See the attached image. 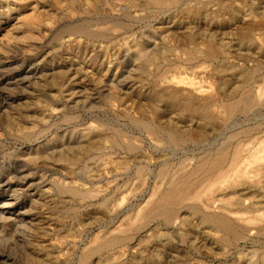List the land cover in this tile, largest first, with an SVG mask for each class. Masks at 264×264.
<instances>
[{
    "label": "bare ground",
    "instance_id": "6f19581e",
    "mask_svg": "<svg viewBox=\"0 0 264 264\" xmlns=\"http://www.w3.org/2000/svg\"><path fill=\"white\" fill-rule=\"evenodd\" d=\"M248 1L51 0V11L54 15L52 13L50 15L53 17V21L46 14L47 20L44 18V14L43 17L41 15V18H39L40 16L36 17L31 14V16H26L25 14L24 18L23 11L27 10L31 3L32 8H34L33 3L35 1L20 0L16 3L13 10L19 11L20 14L15 19L17 21L24 18L22 24L26 25V29L24 30L25 34H23L30 42L23 46L24 49L20 47L23 50L21 59L16 58L17 56L8 55L6 52H0V69L3 65H13L19 59L23 62L28 59V62L31 63L33 57L29 53L31 49L39 47L42 41H45L44 39L51 35L56 38L58 46L66 49L65 53L69 54L67 59L71 64H69L71 68H66V71H63L65 69L62 70L66 76L63 75L64 80L61 78L63 82L59 84L58 88L55 87L58 93L57 98L59 96L61 99L60 106L64 104L62 108L58 109L56 108L58 105L52 103V105L50 103L47 105L45 103L41 104L37 108L38 110L33 111V114L30 112V115L29 113L30 119H21L22 122L18 121L19 118L17 120V118L10 117V115L8 117V113H4L10 119L6 120L5 117L4 119L8 121L5 124L6 127H0V151H2L1 156L3 159L1 160L2 163L0 162V169L8 168L11 169V172L6 177L0 172V202L6 201L7 196L12 202H3L2 207H0V235L7 234V231L3 228L5 227L4 223L13 222L14 225H17L12 230L15 234L20 229H29L31 228L30 225H33L31 220H29V224L26 223L27 221L24 222L25 217L30 216L32 213L29 212L30 209L29 211H22L19 215L21 216L20 219H14L13 221L5 216L3 209L5 210L8 207L12 209L17 203L20 206L22 205L21 201L24 200L21 195L25 189L31 187L32 179L30 177L33 178L40 170L51 172L52 176L59 175L57 172H52L56 169L55 163V165L50 166L43 164L45 162L43 159L47 161L49 158V160L56 162L58 166L62 164L63 167L60 168L61 170H59V167L57 168L61 172L60 177L56 176L52 180H48L49 178L46 180L45 177H42L43 175L40 176L43 186L50 185L51 187L54 183H60L74 174V178L81 179L84 182H93L92 180L96 178L117 181L118 176L126 177L128 174H132L134 183H129L131 184L129 187L130 192H128L127 197L121 198V202L137 194L140 195L141 202L128 203L124 210L120 209L122 205L120 207L116 205L117 199L115 197L114 204L111 206L109 203V208L106 206L109 197L103 199L99 209L95 208L98 209L97 212H94L106 219L111 217L112 220L110 219L108 223L101 226L99 224V227H97L99 232H95L87 243H82L83 248H79L77 259L73 260L72 264H125V256L130 248L134 249L133 258L138 259L141 263H145V260L151 261L149 258L152 257L157 263L168 260L167 251L170 247L167 245L168 243H162V241H165V237L170 240L167 235L168 231H174V233L177 231L183 246L191 248L195 254L203 249L206 250V256L204 257L213 258L215 262L221 264H264V140L260 141V139V142L255 140L257 142L256 147L254 145L245 148L238 143H234L230 149L224 147L226 144L222 148L210 146L213 149L211 148L203 153L200 152L201 154H198L197 157L179 163L176 167L172 166L173 168L168 167L162 161L164 165H161L153 175V173L149 174L152 169L149 171V163L143 156L146 150L142 153V142L139 145V139L129 136L125 133L126 130H120L118 126H115L116 128L104 127L105 122L102 124V120L94 118V120L88 121L89 123H84L85 126L82 125L81 127L80 124L77 128H73V126L68 136L65 133L59 136L58 134H48L50 129L46 123L47 119L50 118L52 122L56 117L58 118L59 115L64 116L63 113L79 104L82 105V110L84 109L86 113V107L88 106L89 109V107L96 104L94 99L100 95L96 96L97 93L91 94V91L90 93H88L89 91L86 93V91L93 83L100 82L98 77L107 74L109 69L106 66H120L123 59L126 60L129 55L131 56H129L130 62H134V71L137 72L135 79L137 76L140 84L136 85L137 82L132 80L131 76V80L125 86L126 92L121 93L123 87H118L119 95L110 94L109 92V95L107 94L108 108L110 107L111 115L116 117L119 115V117L129 122L130 126L132 124L139 127L146 134V138L157 144V147L164 143L171 144L174 147L185 143L200 144L207 132L215 130L217 126H224L235 114H247L257 108L263 109L264 76H261L259 86L252 87L253 90H256L251 91L248 83H253L257 68L251 70L248 69L249 67L244 68L240 65L238 67L235 63H229V58L233 61L232 58L241 57L242 59V56L233 55L230 46L227 45L228 43L222 41L220 43L216 40V33L219 34V32H222L221 30L228 28L233 22L242 23L244 27L241 28L243 30L240 29L241 32L232 33V35L236 34L237 36L238 34L241 37L242 42L239 38V42H236V44L243 43L242 45H246L257 58L264 59L259 49L261 45L257 47L259 43L255 42L257 43L256 46L252 41L254 32H260L262 36L264 34V0ZM44 6L48 5L44 4ZM9 12L8 9L6 14ZM156 16L167 17L171 30L166 36L168 39H175L173 42L177 43L176 47L168 49L164 46L161 51L157 49L158 46L153 44L151 40L152 38L155 39L157 35L150 25L151 20L146 19L150 22V26L146 24V26L142 25L143 27L136 28L135 24L140 19L143 20L147 17L153 19ZM121 19L125 22H122ZM195 23H197V26H195ZM165 29H162L164 34L167 33V31L165 33ZM167 37L162 36L161 39H167ZM26 39L24 40L26 41ZM50 39L52 40L51 37ZM154 39L153 42H155ZM16 41L18 42V39ZM16 41L13 43L17 44ZM230 41L233 40L230 39ZM162 44H159V46H162ZM51 49L54 50L56 47ZM245 50L247 53V49ZM241 52L244 53V51ZM155 55L159 56L158 60H162L163 64L166 62V65L162 66L160 63L159 66L158 63V66L155 67L156 70H154L155 74L148 76L145 70L147 67H144L154 63L153 59L158 61L154 57ZM65 61L67 60L65 59ZM258 64L262 65V61H259ZM83 66L92 68L90 73L92 76L88 77L87 74L89 73L86 74L87 70H83ZM60 74L62 75V73ZM186 75H189V77ZM2 82L4 81L0 79V85ZM72 85L74 87L71 88ZM49 87H52V85ZM114 88H117V86ZM108 89L112 91L113 88L110 86ZM116 91L115 93H117ZM52 96L55 97L56 95ZM57 101L59 102V100ZM71 104L72 106H67ZM119 106L125 108L119 111ZM161 108H167L171 114L166 115L165 118L162 117ZM22 116H24V113ZM88 118L85 119L89 120ZM36 122L44 125L41 130L36 131L34 129ZM134 126L132 127L134 128ZM252 134L254 135V132ZM49 136L51 138H46L47 140L44 142L39 141L40 138ZM134 139L136 141H133ZM141 140L143 139L141 138ZM20 142L27 143L28 150L23 155L20 153V155L16 154L15 156L23 158V160L21 159L23 162L34 163L43 157L42 161L40 160L41 165L37 166L33 163L32 165L35 167L28 168L26 163L22 165L21 162L20 164V159L7 158L6 160L5 157H9L13 152H10L7 146ZM229 144L231 145V142ZM47 147L50 154H48ZM121 154L124 155L121 157ZM54 156L56 159H54ZM82 160L86 163L82 166L78 165ZM78 169L80 172L75 173V170ZM78 173L84 178L77 175ZM152 175L154 177L153 183L148 185ZM98 179L97 182H99ZM60 185L66 186L65 188L69 187L66 190L69 191L68 195L75 192L76 188L71 189V185L68 186V183L65 185L62 182ZM83 185L81 184V186ZM90 186L88 185V188ZM73 187H76V185H73ZM78 188H80L79 185ZM137 189L138 191L143 189L147 191L143 190L144 192L141 194L137 193ZM7 190L11 192L10 195L5 194ZM117 190L119 189L117 188ZM45 193L47 192L45 191ZM28 196L30 197V195ZM83 200H85V197L80 201ZM109 204L107 203V205ZM84 223L82 224L84 225ZM93 223L95 224V222ZM78 232L79 230L72 231L70 237L78 236ZM176 234H174L175 237ZM160 240L161 244L158 245ZM133 249L131 250L133 251ZM261 255H263L262 258H260ZM186 256L184 258H187ZM170 258L172 260L174 257ZM181 258H183L182 255ZM52 261L51 264H57L55 258H52ZM201 261L199 264H205L204 261ZM64 262L67 263L65 260ZM194 262L196 263L195 260Z\"/></svg>",
    "mask_w": 264,
    "mask_h": 264
},
{
    "label": "rangeland",
    "instance_id": "374dc122",
    "mask_svg": "<svg viewBox=\"0 0 264 264\" xmlns=\"http://www.w3.org/2000/svg\"><path fill=\"white\" fill-rule=\"evenodd\" d=\"M19 1L20 0H0V52H6V54H8V55L17 56L16 58H20L21 59L22 55H23L22 54L23 53V50H22L23 46L29 44V42H30L29 40L26 39V37L24 35L25 34L24 30L26 29V25L22 24V19L25 18V14H26V16H28V15L29 16L34 15L36 17L40 16L39 18H41V15L43 17V14H44V18L46 20H47V17H49V19L52 20V21H53V17L50 15V13H52V11H51L52 10L51 0H44V1H42V0H30V1H35V3H33L34 8H32V3H31L30 7L27 8V10L23 11L24 18L16 21L15 18H17L20 13H19V11L13 10V8L16 6V3H18ZM247 1L248 0H246V2ZM247 3L249 4V1ZM44 4H46L48 6L45 7ZM40 7L42 8L41 10H40ZM43 8L44 9L46 8L45 9L46 11ZM8 9L10 10V12L8 14H6V11ZM34 13L35 14L37 13V14H40V15H37V14L35 15ZM45 14H46V16L47 15L48 16L46 17ZM50 16H51L52 19L50 18ZM13 17H14V19H13ZM146 19H148L149 21L151 20L150 21L151 24ZM153 19H155V20H153ZM153 19L151 17H147V18H145L143 20L140 19V21L136 22V24H135L136 28L137 27L140 28V27L146 26V24H147V26L151 25L152 29H154L156 31L155 34H157L156 38L155 39L152 38L151 40H152L153 44H156V46H158L157 49L159 51H161L164 46H165V48L167 47L168 49H170V47H176L177 43L173 42V41H175V39L174 40L172 38L168 39V37L166 36L171 30L170 29L171 26L169 25V23L167 21V17L156 16ZM121 21L125 22V20H123V19H121ZM152 22H155V23L152 24ZM251 22H253V21H251ZM239 24H240V26H239ZM18 26H20V27H18ZM162 26H164L163 28H166L165 29V33L167 31L166 34H164V32H163V30H162L163 28L161 29ZM195 26H197V23H195ZM234 27H235V29H233ZM241 27H244V26H242V23L233 22L232 25H229V27H228L229 29L228 28H224L223 30H221L222 32H219V34L216 33V38H217L216 40H218L220 43H222V42L223 43L224 42L228 43L227 45L230 46V49L232 50L231 53H233V55L237 54L239 56H242V59H241V57H239L237 59L232 58L235 61L234 60L232 61L231 58H229V60L227 59L229 63H232V64L235 63V65H237L238 67H239V65H240V67H244V68L245 67L246 68L249 67L248 69H251V70L257 68L256 69L257 70L256 74L254 75V80L252 81L253 83H251V82L248 83V87L249 86L251 87L249 89L254 92V90H256V89L253 90L252 87L253 86L254 87L259 86L261 84V79L260 78H261V76H264V59L257 58L253 54V52L246 45H242L243 43L242 44H239V43L236 44V42H239V40H240V42H242L241 41V37L238 34H237V36H236V34L232 35V33L233 32L238 33L239 31L241 32V30H243ZM21 33L22 34L24 33V34L22 35ZM253 35H254V37H253L252 41H254L255 45L257 43H259L258 46L256 45L257 47H259L261 45L259 47V49H260L261 53L263 54L262 56L264 57V52H263L264 51V46H263L264 45V39H263L264 38V34L262 36V34H260V32H257V33L254 32ZM253 35H251V36H253ZM162 36L167 37V39H163L162 40L161 39ZM235 36L238 37V38H236ZM50 37L52 38V40L50 39ZM233 37H235V38H233ZM15 38L18 39V42L16 41L17 39H15ZM47 38H48V40H47ZM47 38L44 39L45 41H42L40 46L38 45L40 48L36 47L35 49H31V51L29 52V53H31V55H33L32 62L30 61L31 63L28 62L29 61L28 59H26L27 61H24V62L20 61V59H19L13 65H9V66L8 65H5V66L3 65L1 67V69H0L1 70L0 79H2L4 82H2V84L0 85V87H1L0 88V108H2V109H0V127H2V128L6 127L5 124H6V122H8L6 120L10 119V118H7V116L9 117V115H10V117L17 118V120L19 118V120H18L19 122H22V121H20L21 119H23V120L24 119H26V120L30 119L29 117H31L30 116L31 113L33 114L34 113L33 111L38 110L37 108L41 104H44V103H45V105H47L49 103L50 104L51 103L52 104H56V105H58V107H56V106L55 107L58 108V109L60 107L62 108L64 106V104L62 106H60L61 99H60L59 96H58L59 99L57 98V94H58L57 93V88H58L59 84H61L63 82L64 76H66L62 72V70L65 69L63 71H66L67 70L66 68H71L70 67L71 64L68 62V59H67L69 54L65 53L66 49L64 47H60V46H58L56 44V38H54L53 35H51V36H49ZM24 39H26V41ZM153 39H154L155 42H153ZM220 39H222V40H220ZM230 39L233 40L232 42L230 41L231 43L229 42ZM235 39H237V40H235ZM15 41L17 42V44L13 43ZM255 42H257V43H255ZM159 44H162V46L161 45L159 46ZM20 47H22V48H20ZM54 47H56V49H54ZM235 47L239 48V49H236ZM51 48H53L54 50H52ZM59 48H61L62 50L61 49L59 50ZM261 48L263 49V51H262ZM245 49H247V53H246ZM240 50L244 51V53L241 52ZM248 50H249L250 54L248 53ZM238 51H240L242 54L240 55L239 54L240 52H238ZM45 53H47V54H45ZM158 55L154 56L155 58H157V60H158V57H159ZM245 55H246V57H244ZM129 56L126 58V60L122 58L123 62L120 63V66H110V67L106 66V68L109 69L107 74L104 75V76L98 77L100 82L99 83H93L92 86H90L89 89L86 91V93L88 91H89L88 93H90V91H91V94L97 93L96 96H98L100 94L98 98L95 95L94 96L96 98L93 96L95 98L94 99L95 100L94 103H96V104L93 103L94 104V105H92L93 107L91 106L88 109L87 108L88 106H87L86 107L87 110H86V113H85L84 109L82 110V105L79 104V105H77L75 107H72L70 110H68V112L63 113L64 116L58 114L59 117L58 118L56 117V119L54 121H52V122H51L50 118L47 119L46 123H47V125L49 126V129H50L48 134H51V135L58 134L59 136L60 135L62 136L65 133L68 136L69 132L72 131L73 128L79 127V124L81 125V127H82V125L85 126L84 123L87 124L91 120H94V118L96 120H102L101 121L102 124H104V122H105L106 124H104V127L106 126L108 128H116L115 126H118V129H120V130L122 129L123 131L126 130L125 133L129 134V136H131V137H133V138H135L137 140L139 139L138 140L139 145L142 142L143 148H144V149L142 148V153H144L145 150H146V152L144 153L143 156H145V160L149 163V165H148L149 171L152 169L150 171L151 173H149V174L153 173V175H154V172H156L157 169H159L161 167V165H164V164H162L163 162L168 167L173 168V167H176V165H178L179 163H183V162H186L190 158L197 157L198 154L206 152V151L210 150L212 147L213 148H222V146L224 144H226L228 146L224 145V147H226V149H230L232 147V145H234V143L235 144L238 143L239 145H242L245 148L246 147H250V146H254V145H255L254 147H256V143L257 142H260V141L264 140L263 139L264 138V108L263 109H258L257 108V109H254L252 112H249L247 114H235L233 117H231L224 124V126L223 125L221 127L217 126L218 129L215 128V130L207 132V135H205L203 141H201L200 144L199 143H185V144L180 145V146H175L176 147L175 148L171 144L164 143V144H160L157 147V144L152 142L150 139L146 138V134L143 133L144 131L142 132L139 127H137V126L135 127L132 124L130 126L129 122H127V121H125V119H122L121 117H119V115L117 117L111 115L110 111H109L110 107L108 108V103H107L108 96H107V94L109 92H110V94L119 95L120 93L118 92V89L120 87H123L122 90H121L122 91L121 93L126 92V87L125 86L131 80V76H132V80L137 82L136 85L140 84L139 83V79L137 78V76H136V79H135V75L137 74V72L134 71L135 70L134 69V62H130L131 60H130ZM166 56H167V58H169L168 54H166ZM45 57H47V58H45ZM65 59L67 61H65ZM238 59L241 60V61H239ZM153 60L155 61L154 63L148 64V65H146L144 67V68L147 67L145 70H146L148 76H150V75L152 76L153 74H155L154 70H156V68H155L156 66H158V65L160 66L161 64H162V66L166 65L165 64L166 62H164V64H163L162 60L161 61H159V60L156 61L155 59H153ZM259 61L260 62L262 61V65L258 64ZM54 68H56V69H54ZM131 68H133V69H131ZM82 69L85 70V71L87 70L86 74L89 73L87 75H88V77H90V75H91L90 73L92 72V68L87 67V66H83ZM149 69L152 71V73H151V71ZM132 70H133V73H132ZM187 72L189 73L188 70H187ZM60 73H62V75ZM99 75H102V74H99ZM111 76H112V78H111ZM186 76L189 77V75H186ZM196 80L198 81L199 79H196ZM95 81H97V79H95ZM114 81H116V82H114ZM108 83H109V85H108ZM111 83H112V85H111ZM117 83H119V84H117ZM113 84H115V86H113ZM50 85H52V87H49ZM56 86H57V88H55ZM110 86L113 88L112 91H110V89H108V87L110 88ZM116 86H117V88H114ZM72 87H74V86L72 85L71 88ZM116 89H117V91H116ZM67 91L69 92L68 89H67ZM115 91L117 93H115ZM51 93H53L52 95H56L55 97H56L57 100H59V102L55 99V97H53L51 95ZM51 97H53V98H51ZM49 99H50V102H49ZM63 100H65V99H63ZM29 102H31V103H29ZM1 105H3V106H1ZM27 106H29V107H27ZM67 106L70 107V106H72V104L71 105H67ZM24 108H26V109L28 108V109L26 110ZM124 108L125 107H121V106L118 107L119 111H122ZM3 109H5V110H3ZM78 109H79V111H78ZM166 109L167 108H163V109L161 108V110H160L161 114H162V117H164V118L167 117L166 115L171 114V112L168 109L167 110ZM4 111H6V112H4ZM21 112H22V114L24 113V116H22ZM168 112H170V113H168ZM4 113L5 114L8 113L7 116ZM11 113H12L13 116L11 115ZM29 113H30V115H29ZM77 113L78 114L80 113V114L78 115ZM107 113H109L110 115L107 114ZM15 114H17L18 117H16L17 115H15ZM77 116H79L80 118L79 117L77 118ZM5 117H6V120L4 119ZM85 118H88L89 120H87ZM113 120H115V121H113ZM35 124L36 125H35L34 129L36 131L41 130L43 128V126H44L40 122L39 123L36 122ZM132 126H134V128ZM253 127H255V128H253ZM57 128H59V130H57ZM250 128L254 132V135L252 134L253 132L251 131ZM69 129H71V130H69ZM248 129H250V130H248ZM132 131H133V133H132ZM241 131H243V132H241ZM210 133H211V135H209ZM245 134H247V135H245ZM256 136H258V137H256ZM249 137L250 138L253 137V138L250 139ZM46 138L49 139V138H51V136L40 138L39 141L42 143L45 140H47ZM141 138L143 140L140 141ZM135 139L133 141H136ZM229 140H231V141H229ZM227 142H229V143L231 142V145L229 143H227ZM21 143L22 142H20V143H12V144L7 146L8 149H10V152H12V151L13 152L11 153L12 155H9V157H5L6 160H7V158H11L13 160H19V159L23 160V158H21V157L17 158L15 156L16 154L20 155V153L23 155L28 150L27 143H22V144ZM249 143H250V145H249ZM0 144H1V142H0ZM210 146H212V147H210ZM47 151H48V154H50V150H49L48 147H47ZM1 152L2 151H0V162L2 163L1 160H3V159H2V156H1ZM123 155L121 154L120 156L122 157ZM42 158H40V160ZM148 158H150V159L148 160ZM54 159H56L55 156H54ZM22 160L20 161V164L22 162V165L26 163L28 165V168L35 167V166L32 165L34 162H25V161L23 162ZM40 160L38 162H35L34 165H37V166L41 165ZM50 160L48 158V160H47L48 162H47L46 159H43V161L46 162V163L44 162L43 164H45V165L48 164L47 166L56 164V169L59 167V170H61L60 168L63 167L62 164H60L61 162L59 163L60 165L58 166V164L56 162H53V160H51V162H53L51 164ZM159 160H160V162H159ZM82 161H83V163H82ZM82 161L79 162L80 164H78V165L82 166L83 164L86 163V161L85 162H84V160H82ZM39 162H40V164H39ZM56 169L54 171L52 170V172L59 173V175H56V176L60 177V173L61 172H59V170L58 169L56 170ZM79 169L75 170V173L76 172H80ZM0 172H1V174L3 176L6 177L7 175L10 174L11 169H8V168L0 169ZM117 172L120 173L122 171H117ZM79 174L80 173H78L77 175H79ZM131 175L132 174H128V176H126V177L125 176H123V177L118 176L117 177V181H112V180L110 181L108 179H102L101 180V179L96 178V179L92 180L93 182L86 181V182H88V183H86V182L82 181L81 179L74 178L75 177V174H74V175H72V177H69L68 179H65L67 182L65 180L60 182L61 184L63 182V184H65V185H66V183H68V186L70 184L72 186V187L70 186V188L73 189V190L76 188L75 192H74L75 194L74 193H70V195H72L74 197L73 198L72 196L68 195L69 191H66V190H68L69 187L65 188L66 186L63 187V186L60 185V183H54L53 186L51 185L52 188L50 187V185L49 186H43L44 184H41L40 176L45 177L46 180L48 178H49L48 180H52L56 176H52L51 172H47L45 170H40L36 175H34L33 178L30 177V179H32V182L30 183L31 187L29 189H25L23 194L21 195V197L24 200V201H21L22 205L20 206V204L17 203V205L12 207V209H11V207L5 208V210L3 209L4 214H6L5 216L9 217L11 219V221H13L14 219L19 220L20 217H21L19 215H21L22 211H29V209H30L29 212L30 213L32 212V213L30 214V216L25 217V221L24 222L27 221L26 223L29 224V220H31V224H33V225H30L31 228H29V229H24V230L20 229L19 232H17V234H15V233L12 232V230L17 225H14L13 222L4 223L5 227H3V228L5 229V231H7L6 232L7 234L4 235V236L0 235V257H1L0 258V264H51L53 262L52 258L56 259L57 264H62V263L65 264L64 260L67 262L66 264H72L73 260L77 259V255L79 254V250H80L79 248H81V249L83 248L82 243H85V242L87 243L89 241V238H91L95 234V232L96 233L99 232L98 231L99 228H97V227H99V224L101 226L102 224L108 223V221L110 219L112 220L111 217L109 219H106V218H104L102 216H99L98 214H97L98 216L96 215V212L99 209V205L102 204L103 199H105V198L108 199V197H109V201L107 203L108 204L110 203L111 206H112V204H114L113 202H114V197H115L117 199V201H116L117 204L116 205H118V207H120V205H122L121 208H120L122 210H124L127 207L128 203L136 204V203L141 202L139 194L135 195L136 197L133 195L134 197L128 198L124 202L122 201L123 203L121 202V198L122 197H127L128 196V192H130L129 191L130 190L129 187L131 186L132 183H134V180H133V177H132L133 175L132 176ZM153 175L149 179L148 185H151L153 183V180H154ZM79 176L84 178V176H81V175H79ZM118 178H120V179H118ZM97 179H98V181L100 183L97 182ZM36 181H38V182H36ZM80 183L84 184V185L81 186ZM90 183H91V186H90ZM129 183H131V184H129ZM36 184H38V185H36ZM73 185L74 186L76 185V187H73ZM78 185H79L80 188H78ZM88 185L90 186L89 188H88ZM92 188H94V189H92ZM117 188L119 190H117ZM38 189H40V190H38ZM79 189H83V190H79ZM99 189H100V192H99ZM32 190H33V192H32ZM143 190L147 191L145 189H143ZM143 190L138 191V189H137V193H141L142 194V192H144ZM40 191H42V192H40ZM45 191L47 193H45ZM85 193H88L91 196L90 195L88 196V194L86 195ZM116 193L119 194V195H117ZM5 194L6 195H10L11 192L7 190V192ZM28 195H30V197ZM43 195H45V196H43ZM43 197L44 198L46 197V198L44 199ZM79 197L80 198L82 197L83 199L85 197V200L80 201V200H82V198L80 199ZM37 199H38V201H37ZM5 200L6 201H1L0 202V207H2V203L3 202H12V200L9 199V196H7ZM34 200H36V201H34ZM27 202H29V203H27ZM107 203H106V206H108V208H109L110 204L107 205ZM26 206H28V207H26ZM30 206H32V207L30 208ZM96 207L98 208L97 210L95 209ZM94 211H96V212H94ZM90 214L92 215V217L96 216L98 219L96 217L92 218ZM31 216H34V217L32 218ZM102 219H103V221H102ZM77 220L81 221V223H79V221H77ZM90 220L95 222V224L92 221H90ZM95 220H99V221H95ZM91 222H92V225L90 224ZM82 223H84L85 226ZM79 224L82 225L83 229H82L81 225H79ZM75 225H79L81 228L79 226H75ZM75 230H79L78 236L70 237L71 232L75 231ZM175 233H177L176 237L174 235ZM175 233H174V231H168L167 235L169 236L170 240L165 237V239H164L165 241L164 242L162 241V243H168L167 245L170 247L168 249V251H167L168 258L170 260L169 259L165 260V261L162 260L161 262L157 263L153 259L154 257H152V258H149L151 261L145 260L147 263L146 262L145 263H141L138 259H134L133 258L134 249L130 248V250H128L127 255L125 256L126 257V263L125 264H134V263L135 264H156V263L157 264H169V263L170 264H173V263L174 264H188V262H190L191 264H199V262L201 260H202L201 262L204 261L203 263H205V264H221L220 262L213 261V258L204 257V256H206V253H205L206 250H204V249L203 250L200 249L201 251H199L198 254H195V252L191 248H187L186 246L184 247L182 242H181V240H180V236H178V232L175 231ZM180 242H181V244H180ZM160 244H161V240L158 242V245H160ZM181 247H182V249H181ZM131 249H133V251ZM202 251H204V252H202ZM184 253L185 254L187 253L186 255H188V256H186ZM204 253H205V255H203ZM179 255H180V257H179ZM181 255L183 256V258H181ZM74 256H75V258H74ZM169 256L170 257H174V258H172V260H174V261H172ZM185 256L187 258H184ZM195 256H196V258H195ZM262 257H263V255L260 256V258H262ZM185 259H186V261H185ZM192 259H194L196 261V263ZM49 260H51V261H49ZM59 261H60V263H58ZM184 262H187V263H184Z\"/></svg>",
    "mask_w": 264,
    "mask_h": 264
}]
</instances>
